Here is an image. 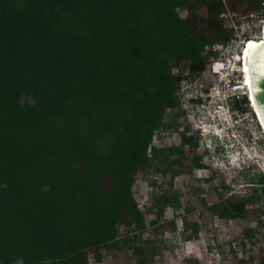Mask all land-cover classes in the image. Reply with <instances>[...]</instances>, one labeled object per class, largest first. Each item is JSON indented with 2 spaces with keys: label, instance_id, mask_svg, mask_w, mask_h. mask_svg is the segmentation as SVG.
<instances>
[{
  "label": "trees",
  "instance_id": "16d2710c",
  "mask_svg": "<svg viewBox=\"0 0 264 264\" xmlns=\"http://www.w3.org/2000/svg\"><path fill=\"white\" fill-rule=\"evenodd\" d=\"M258 4L0 0V264H90L89 250L98 264L163 263L177 244L162 238L167 209L180 206L176 168L198 142L185 134L191 124L179 144L162 146L159 133L169 111L184 113V80L199 75L210 87L204 47L230 37L226 8ZM232 103L241 112L247 104ZM192 167L208 165L195 155ZM168 172L165 185L151 181L160 194H150L149 218L135 180ZM217 194L212 214L244 218L264 200V176L245 194ZM199 229L184 218L181 239ZM193 255L184 264H199ZM234 263L264 264V255Z\"/></svg>",
  "mask_w": 264,
  "mask_h": 264
},
{
  "label": "rangeland",
  "instance_id": "374dc122",
  "mask_svg": "<svg viewBox=\"0 0 264 264\" xmlns=\"http://www.w3.org/2000/svg\"><path fill=\"white\" fill-rule=\"evenodd\" d=\"M236 8L246 7L239 5ZM181 14L184 15L185 12L181 11ZM207 70L202 76L210 79ZM201 78L199 75L190 76L181 83L182 88L190 86L185 89L182 99L184 113L180 117H174V111H169L165 123L170 128L159 133L162 146L179 144L185 126L191 124L192 129L185 134L192 133L198 142L194 150L185 147L186 158L182 166H176L179 173L173 180L172 189L178 194L180 206L176 211L167 209V219L162 223V238L168 244H177L165 252L161 264H184L183 259L190 253L199 256V264H236L234 258L241 257L259 261L264 255V200L262 203H250L248 208L252 211L244 218L230 220L212 214L210 207L218 201V192L223 196L232 191L245 194L249 192L250 185L264 176V133L250 104L242 112L235 114L231 130L239 133V140L228 141L224 137L220 141L215 140L198 129L199 126H208L205 122L207 115L199 103L202 98V87L199 85ZM195 155L201 156L208 168L193 169L192 159ZM154 176H158L159 181L163 180V185L170 180L169 172L162 178L160 173H153L145 179L137 177L133 187L138 204L148 211L149 218H155L156 213L151 208L150 194H160L159 187L151 186ZM204 178L209 180L205 181ZM175 212L180 214L174 215ZM184 218L190 226L197 222L200 227L198 239H181ZM120 231L123 232L124 229L121 228ZM241 240H244V245ZM213 247L218 248L219 255L209 250ZM92 252L93 250H89L87 253L88 262L98 264L92 261Z\"/></svg>",
  "mask_w": 264,
  "mask_h": 264
},
{
  "label": "built area",
  "instance_id": "2783aa9c",
  "mask_svg": "<svg viewBox=\"0 0 264 264\" xmlns=\"http://www.w3.org/2000/svg\"><path fill=\"white\" fill-rule=\"evenodd\" d=\"M223 16L231 34L224 42L204 47L205 52L211 53L207 73L212 81L204 97L226 98L235 95L241 99L248 97L241 59L250 41L264 38V0H259L258 6L252 10L226 8Z\"/></svg>",
  "mask_w": 264,
  "mask_h": 264
},
{
  "label": "clouds",
  "instance_id": "9594fccd",
  "mask_svg": "<svg viewBox=\"0 0 264 264\" xmlns=\"http://www.w3.org/2000/svg\"><path fill=\"white\" fill-rule=\"evenodd\" d=\"M209 80L211 81V79ZM199 85L202 87L203 84L199 83ZM188 88H190L189 85L183 88L181 87L180 89L184 93L185 89L187 90ZM201 90L202 91L200 95L202 96V98L201 101L199 100V103L202 106V111L206 113L205 115H207L205 122L208 126L206 128L199 126L198 129H202L203 133L205 132L207 136H209L210 138H214L215 140H219L222 137H224L228 141L239 140V133H235L231 130L232 127H234L233 122L235 119V114L239 111L233 106L232 100L238 98L235 95H230L226 98H212L209 96L204 97V93L207 90ZM242 98L246 100L247 104H250L248 101L249 97L243 96Z\"/></svg>",
  "mask_w": 264,
  "mask_h": 264
},
{
  "label": "water",
  "instance_id": "95a60500",
  "mask_svg": "<svg viewBox=\"0 0 264 264\" xmlns=\"http://www.w3.org/2000/svg\"><path fill=\"white\" fill-rule=\"evenodd\" d=\"M247 71L251 93L264 123V40L250 45Z\"/></svg>",
  "mask_w": 264,
  "mask_h": 264
},
{
  "label": "bare ground",
  "instance_id": "6f19581e",
  "mask_svg": "<svg viewBox=\"0 0 264 264\" xmlns=\"http://www.w3.org/2000/svg\"><path fill=\"white\" fill-rule=\"evenodd\" d=\"M261 40H264V38ZM259 41L252 40L247 44V46L243 52V57L241 59L242 60V66L241 67H242V73H243V78H244V84H245V87H246V90L248 93V97H249L248 101H249L250 105L253 107L254 113L257 117V121H258V123L262 129V132L264 133V123H263L262 118L258 112V109L256 107V104L254 102V99H253V96L251 93V89H250V85H249V78H248V71H247V53H248V50L250 48V45H252L253 43H257Z\"/></svg>",
  "mask_w": 264,
  "mask_h": 264
}]
</instances>
